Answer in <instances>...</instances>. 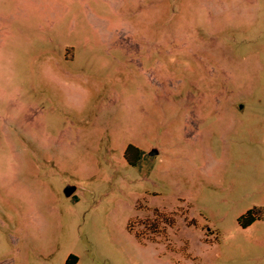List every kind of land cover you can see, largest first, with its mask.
<instances>
[{"label": "rangeland", "instance_id": "1", "mask_svg": "<svg viewBox=\"0 0 264 264\" xmlns=\"http://www.w3.org/2000/svg\"><path fill=\"white\" fill-rule=\"evenodd\" d=\"M70 255L264 264V0H0V264Z\"/></svg>", "mask_w": 264, "mask_h": 264}, {"label": "trees", "instance_id": "2", "mask_svg": "<svg viewBox=\"0 0 264 264\" xmlns=\"http://www.w3.org/2000/svg\"><path fill=\"white\" fill-rule=\"evenodd\" d=\"M134 150H137V149L134 148L132 145H129L125 151V158L132 165H134L135 163L133 161H131L129 157H130V154ZM262 212H263V209H260V208L250 209L244 215H242L239 218V222L244 227L249 226L253 222H255L257 219H260L262 217ZM129 229H130V231H132L131 228H129ZM136 237L140 238V235L138 233H136ZM77 262H78V257L76 255H70V257L66 261V264H77Z\"/></svg>", "mask_w": 264, "mask_h": 264}, {"label": "water", "instance_id": "3", "mask_svg": "<svg viewBox=\"0 0 264 264\" xmlns=\"http://www.w3.org/2000/svg\"><path fill=\"white\" fill-rule=\"evenodd\" d=\"M155 152H157V151H152V152H150V154H154ZM74 190H75V186H71V187L66 189V194L71 195L74 192Z\"/></svg>", "mask_w": 264, "mask_h": 264}]
</instances>
